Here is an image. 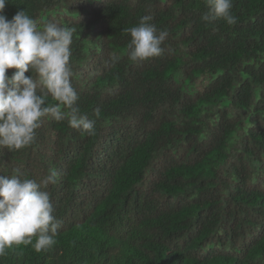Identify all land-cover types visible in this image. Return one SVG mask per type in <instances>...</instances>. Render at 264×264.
<instances>
[{"label":"trees","instance_id":"obj_1","mask_svg":"<svg viewBox=\"0 0 264 264\" xmlns=\"http://www.w3.org/2000/svg\"><path fill=\"white\" fill-rule=\"evenodd\" d=\"M20 11L73 30L95 134L45 117L33 144L0 149L5 176L57 171L42 190L60 222L52 247L14 244L0 264H264V0H233L234 25L204 22L205 0H7L0 14ZM143 16L168 35L133 62L125 29Z\"/></svg>","mask_w":264,"mask_h":264},{"label":"clouds","instance_id":"obj_2","mask_svg":"<svg viewBox=\"0 0 264 264\" xmlns=\"http://www.w3.org/2000/svg\"><path fill=\"white\" fill-rule=\"evenodd\" d=\"M7 0H0L2 13ZM208 9L201 19L206 23L224 20L234 25L233 0H205ZM140 18L137 26L125 29L131 40L129 59L144 61L162 53L168 33ZM73 30L48 22L43 28L24 11L11 20L0 14V149L15 151L35 141L42 119H67L69 127L82 134H95V121L77 106L78 94L72 86L70 65ZM120 59L111 56L115 63ZM9 69H15L11 75ZM31 75H26V73ZM35 72L36 78L32 73ZM51 96L56 103H48ZM97 115L99 109L96 110ZM12 176L0 174V255L14 244H32L39 252L52 247L60 222L54 216L50 194L42 190L55 184L58 173L49 169L41 181L29 179L14 169ZM36 237L33 244L32 237Z\"/></svg>","mask_w":264,"mask_h":264}]
</instances>
